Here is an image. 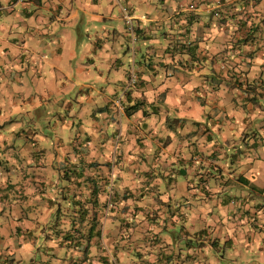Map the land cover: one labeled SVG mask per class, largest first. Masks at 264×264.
Here are the masks:
<instances>
[{
    "label": "crops",
    "instance_id": "obj_1",
    "mask_svg": "<svg viewBox=\"0 0 264 264\" xmlns=\"http://www.w3.org/2000/svg\"><path fill=\"white\" fill-rule=\"evenodd\" d=\"M261 102L264 0H0V264L264 263Z\"/></svg>",
    "mask_w": 264,
    "mask_h": 264
},
{
    "label": "built area",
    "instance_id": "obj_2",
    "mask_svg": "<svg viewBox=\"0 0 264 264\" xmlns=\"http://www.w3.org/2000/svg\"><path fill=\"white\" fill-rule=\"evenodd\" d=\"M118 1V0H116ZM121 10L123 12V17L125 19V22L130 30H132V23H131V16L129 15L127 8L125 5L121 6ZM133 80V79H132Z\"/></svg>",
    "mask_w": 264,
    "mask_h": 264
},
{
    "label": "rangeland",
    "instance_id": "obj_3",
    "mask_svg": "<svg viewBox=\"0 0 264 264\" xmlns=\"http://www.w3.org/2000/svg\"><path fill=\"white\" fill-rule=\"evenodd\" d=\"M127 83H128V82H127ZM261 103H262V105H263V109L261 110V113L264 114V102H261ZM47 128H48V127H47ZM51 146H52V145H50V146H44V147H47V148H48V147H51ZM256 257H257V256L254 257V258H255V259H253L254 261H251V260H250V263H243V264H264V263L261 262L262 259H256ZM222 264H227V262H226V261H223ZM239 264H242V263H239Z\"/></svg>",
    "mask_w": 264,
    "mask_h": 264
},
{
    "label": "trees",
    "instance_id": "obj_4",
    "mask_svg": "<svg viewBox=\"0 0 264 264\" xmlns=\"http://www.w3.org/2000/svg\"><path fill=\"white\" fill-rule=\"evenodd\" d=\"M93 226H94V227L96 226L95 223L91 224L90 229H92ZM89 231H90V230H89Z\"/></svg>",
    "mask_w": 264,
    "mask_h": 264
}]
</instances>
